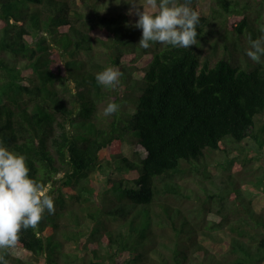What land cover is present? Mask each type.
<instances>
[{
	"label": "trees",
	"instance_id": "obj_1",
	"mask_svg": "<svg viewBox=\"0 0 264 264\" xmlns=\"http://www.w3.org/2000/svg\"><path fill=\"white\" fill-rule=\"evenodd\" d=\"M107 1L0 0V144L26 158L55 207L0 257L7 264H263L264 214L252 196L264 197V55L252 61L240 41L264 37V7L191 0L200 14L196 45L145 49L134 8L104 15ZM213 20L226 31L217 41H209ZM96 42L123 73L116 100L96 81L107 66L78 58ZM104 102L118 111L100 115ZM132 142L134 158L123 151ZM219 152L245 170L262 163L247 193L232 174L223 189L206 186L215 183L209 158ZM196 175L201 203L180 206L190 196L177 179ZM69 243L75 251L67 252Z\"/></svg>",
	"mask_w": 264,
	"mask_h": 264
},
{
	"label": "clouds",
	"instance_id": "obj_2",
	"mask_svg": "<svg viewBox=\"0 0 264 264\" xmlns=\"http://www.w3.org/2000/svg\"><path fill=\"white\" fill-rule=\"evenodd\" d=\"M135 15L139 17L136 28L142 29L139 46L149 48L150 42L188 48L196 45V26L200 14L191 7V0L177 3V0H144L137 5L132 0ZM142 8V10H141ZM130 10L128 15H132ZM246 55L259 63L264 55V37H248ZM123 73L114 67H107L96 74L99 85L112 88L120 83ZM119 105L109 102L104 115L116 113ZM26 158L0 144V249H14L21 229L35 228L45 210L54 214V200L48 189L29 175ZM0 264H7L0 257Z\"/></svg>",
	"mask_w": 264,
	"mask_h": 264
},
{
	"label": "rangeland",
	"instance_id": "obj_3",
	"mask_svg": "<svg viewBox=\"0 0 264 264\" xmlns=\"http://www.w3.org/2000/svg\"><path fill=\"white\" fill-rule=\"evenodd\" d=\"M257 8H260L261 6L264 7V0H250ZM132 0H108L107 2H105L102 6L101 9V13L104 15H108V16H117L118 14H120L121 12L124 11H129L130 9L134 8L133 4L131 3ZM140 3H143L144 0H136V4L138 5ZM91 11V10H90ZM213 31V35L212 37L209 39V41H217L220 39V36L225 34V29L221 27V24L215 20H213L212 26H211V32ZM104 37L103 36V32H98L97 33V38H101ZM248 37L249 35L246 36H242L240 43L246 48H249V42H248ZM221 45V51L220 53H224V47L222 44V41L220 40ZM208 48V44L205 46L204 49V54L207 56L209 50ZM111 52V50L103 45H101L99 42H96L95 44V49L94 51L89 55L87 53H82L79 55L78 58H82L84 60H90V59H94L95 61H98L101 64L106 65L107 67H112L110 65V63L108 62L109 60V53ZM241 57H243V55H241ZM115 68V67H114ZM120 69V68H117ZM141 75V73L139 74ZM111 91V95H110V100H116L117 96H123L124 94V90L123 87H120L119 85L116 87H112L110 88ZM107 104L104 102L100 105V115H104V109L106 108ZM105 116V115H104ZM244 144L247 145L248 141H244ZM137 145L132 142V143H125L123 145V151L124 153L131 157L134 158L135 157V151L137 150ZM233 159V158H232ZM231 159V157H227L224 153H212V157L209 158L211 167L214 169V176L213 178L215 179L214 182L215 183H211V180H207L206 182V186L207 187H211V189L213 190H219V189H223L226 184L229 181L228 178V174H232L233 178L237 181V186H239L240 188H242V190H244L245 193H247L248 190H250V187H248V185H253V183L256 184L257 182V174L259 172V170L261 171V162H254L251 163L252 164V168L249 167V170H245L243 168L242 164H239L235 161H233ZM60 176H63L60 175ZM111 177L113 178H122L123 175L122 174H112ZM198 175H196V177L193 176H186L185 178H178L177 181L186 189H183L184 193L187 194L186 199H182V201H180V206H186V207H192V208H197L198 205L201 203V201H199V197L198 196H203V193L205 192L203 190V188L201 187V183L200 180L198 179ZM94 178L97 180L99 179V174L97 172V174H94ZM259 190L264 192V186L259 187ZM198 192L200 193V195H197ZM252 196V195H251ZM252 198L255 200V211L258 213H263L264 214V197L260 196V195H253ZM77 209V207H75V210ZM70 214V212H69ZM214 218V216H213ZM220 234L226 239L225 243H224V247H223V251L222 254H224V252L227 250V244L226 242L229 240L230 238V233L229 231H226L225 233L220 232ZM66 249L67 252H72L75 251L74 249V244L73 243H69L66 245ZM25 259H29L26 256L24 257ZM264 264V263H263Z\"/></svg>",
	"mask_w": 264,
	"mask_h": 264
}]
</instances>
